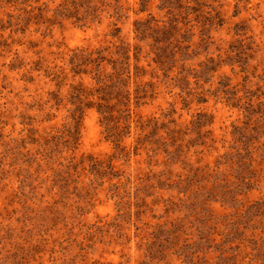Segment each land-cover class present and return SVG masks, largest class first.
<instances>
[{
	"label": "rangeland",
	"instance_id": "obj_1",
	"mask_svg": "<svg viewBox=\"0 0 264 264\" xmlns=\"http://www.w3.org/2000/svg\"><path fill=\"white\" fill-rule=\"evenodd\" d=\"M71 2L0 0V264H264L247 242L264 234V215L245 214L264 201V184L247 194L207 195L201 179L186 183L195 168L215 166L219 151L201 142L226 152L233 128L242 124L241 112L212 94L221 72L234 76L229 66L201 88L192 80L194 95L163 85L138 109L144 118L181 128L188 147L179 154L169 147L173 153L150 156L137 146L134 128L115 142L95 109L86 112L77 148L66 147L74 124V50L112 49L116 42L108 19L80 22ZM209 4L224 22L213 28L216 44L196 50L195 64L206 53L225 58L238 39L252 47L249 63H261L260 73L264 0ZM152 14L155 21L162 17L156 2ZM135 19L131 13L123 26L130 43Z\"/></svg>",
	"mask_w": 264,
	"mask_h": 264
},
{
	"label": "trees",
	"instance_id": "obj_2",
	"mask_svg": "<svg viewBox=\"0 0 264 264\" xmlns=\"http://www.w3.org/2000/svg\"><path fill=\"white\" fill-rule=\"evenodd\" d=\"M155 2L156 8L163 13L158 21L152 14ZM71 3L80 22L101 25L104 19H108L110 35L116 38V42L112 49L101 46L74 50V78L71 80L75 84H72L73 109L70 111L74 124L66 139L68 149L69 145L77 148L86 112L95 109L105 133L115 142L121 144L134 128L137 146L147 149L150 156H156L160 151L171 154L169 147L174 149L173 154L183 152L182 148L188 144L181 128H168L156 117L144 118L138 109L155 98L163 85L172 91L177 88L182 92L189 90L187 93L194 95L193 88L189 89L192 80L197 88H201V82H211L216 73L229 66L234 76L221 72L212 94L220 95L227 107L241 112L242 124L233 128V143L226 152L225 146H222L224 152L221 153L218 147L201 142L200 145L219 151L215 166L195 168L186 183L201 179L205 189L209 190L207 195H214L215 191L219 194H247L261 190L264 184V65L258 73L261 63H249L253 59L252 47L238 39V45H233L235 50L231 49L230 54L228 51L225 58L214 55V52L211 55L206 53L205 59L195 64L194 57L200 55L195 53L196 50L203 47L209 51L216 44L213 28L224 22L219 10L210 6L209 0H135L137 8L130 0H72ZM80 11L81 18L78 16ZM131 13L136 16L132 22L135 43L123 36V26L130 20ZM143 13L148 15L140 16ZM196 27L199 29L198 39ZM65 80H69V74ZM208 93L196 91L195 95L203 97ZM204 99L199 100L206 102ZM201 116L196 127L205 120V114ZM163 134L166 135L165 141L161 139ZM197 136L206 138L200 134ZM191 140H188L189 144ZM97 166L96 163L94 167ZM68 172L67 168L65 173ZM249 207L246 215H264V201H256ZM263 236L251 234L247 241L256 260H264ZM234 257L233 254L227 259Z\"/></svg>",
	"mask_w": 264,
	"mask_h": 264
}]
</instances>
